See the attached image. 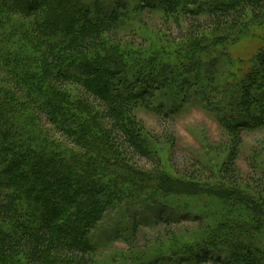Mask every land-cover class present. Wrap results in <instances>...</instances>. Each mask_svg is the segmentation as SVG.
<instances>
[{"label": "rangeland", "instance_id": "obj_1", "mask_svg": "<svg viewBox=\"0 0 264 264\" xmlns=\"http://www.w3.org/2000/svg\"><path fill=\"white\" fill-rule=\"evenodd\" d=\"M20 1L13 0L12 5L17 6L15 3L19 4ZM80 1L83 3L81 9L84 16L80 17L78 23H73L76 30L84 19L91 26V20L95 18L106 21L118 16V28L112 27L103 35L110 45L137 49L145 56L155 54L157 59L168 62L166 66L169 69L172 64L176 66L179 63L183 64L180 69L184 68L183 72L157 70L154 75L144 74L142 77L140 71L139 75L131 74L123 63L106 66L108 70L114 71L111 76L114 77L115 84L107 88L105 94L112 98L114 95L119 96L118 93H125L127 96H121L122 100H127L130 96L138 98L134 112L141 121L144 144L151 154L148 160H134L133 169L132 164L127 170L120 168L115 159L108 165H117L119 168L115 170L116 173L125 172L130 178L134 176L131 171H135L137 166L142 170L141 173L156 174L161 179L149 180L146 184L143 181L144 174L139 173L134 180L146 185L145 187L155 185V189L140 191L134 188V192L124 193L125 197L121 198L120 195L119 200L111 199L112 202L106 204L103 218L92 232V244L83 248L87 253L91 251L87 254L94 258L91 264H248L243 261L244 256L254 257L256 264H264V213H250L253 207L246 206L253 201L264 212V127L244 128L236 135L219 118V115L222 116L219 105L224 98L229 114L228 124L230 117L233 121L249 122L251 115L264 119V74L260 73L264 71V66H261L258 57L264 55V25L259 24V21H250L251 24L245 21L243 29L231 26L221 30L206 29L200 32V38L192 39L182 36L186 33L183 9L188 8L184 4L171 12L169 6L176 4L175 1ZM211 5L206 4L202 9H210ZM28 11L30 10L15 13L11 9L0 8V19L20 24V32L9 34L10 38L18 42L26 34L29 35L24 32L25 26L32 27L33 20L37 18L35 13L29 15ZM45 11L38 15L43 17L44 12L49 17L51 14ZM39 20L42 22V18ZM67 26L69 23L63 27L50 26L49 29L60 38L68 33ZM4 38L0 36V43H3ZM205 42H214L215 45L199 55L197 52L190 53L195 46L199 48ZM28 49L37 50L35 46ZM3 57L0 54L1 60ZM184 59L194 61L187 65ZM34 61L35 58L27 61L22 59L18 63H23V66L15 67L14 72L5 74V77L1 75L0 88L23 104V112H27L30 117L29 124L32 117L34 120V116H37L33 125L37 130L42 129L43 136L49 141L55 140L73 153L96 155L97 145L91 143L93 139L87 132L81 136L86 140V148L70 143L73 140L81 141L77 118H71L75 134L62 140L55 125L47 120V115H38V103H34L35 98L39 99L37 93L29 98L28 87L24 88L26 91L20 88L21 78L26 76V82L28 73H35V68L40 69L39 61ZM94 66L97 68L96 74L108 77V71L104 67H99L97 63ZM13 68L9 66L10 70ZM75 72V78L87 77V74H82L79 66ZM17 74L22 77L18 78ZM94 75L92 79L96 78ZM36 76L41 77L38 74ZM116 76L118 77L115 78ZM43 77L44 84L51 83L47 75ZM211 82L217 85L216 89L212 90L209 86ZM84 86H87L85 80L69 86L74 99V110L81 117L91 118L93 124L90 129L99 132L105 125L104 119L91 101H84L86 96L89 97ZM144 86L154 89L153 96L141 89ZM133 91L134 95H131ZM247 98L252 100L248 112L244 107ZM51 105L54 113H57L59 109L55 104ZM1 131L3 135H0V142L6 138L5 133L9 134L7 138L12 136L8 125ZM103 136L110 148L112 144L105 134ZM233 151L236 152L233 160L236 166L234 179L227 173L223 174V166L232 158ZM164 181L177 182L187 189L184 193L166 189L164 187L169 184ZM57 182L59 183L54 181V184ZM227 187L233 189L238 196L223 199L221 194L225 189L228 191ZM71 192L73 195L76 191L72 189ZM109 196L107 192H102L100 198L109 199ZM86 197L90 195L85 189H80L75 195V200L84 210L89 209ZM236 218L238 221L234 220ZM240 218L250 225L243 227ZM0 226L5 228L0 230V235L4 231L9 232V227L3 224ZM230 243H235L236 247H227ZM0 264H26V256H8L0 251ZM47 264L61 263L50 260Z\"/></svg>", "mask_w": 264, "mask_h": 264}, {"label": "trees", "instance_id": "obj_2", "mask_svg": "<svg viewBox=\"0 0 264 264\" xmlns=\"http://www.w3.org/2000/svg\"><path fill=\"white\" fill-rule=\"evenodd\" d=\"M12 1L0 0V8L11 9L16 11L15 13L30 10L28 14L35 13L37 18L33 20L32 27L25 26L24 32L29 33V35L23 36L20 42L9 36L11 33L20 32V24L9 22L4 19L5 17L4 20L0 19V36L5 37L3 43H0V54L4 56L3 60L0 59V76L5 77L9 72H14L15 67L23 66V63L20 65L18 63L22 62V59L27 61L35 58L34 63L38 60L40 69L35 68V73L27 74V83L24 80L26 76L20 79V88L26 91L24 88L28 87L29 98L36 93L39 96V99L34 97V103H38V115H47V120L55 125L62 140H66L67 136L75 134L74 126L72 127L74 121L71 118H77L80 127L78 134L81 141L73 140L70 143H76L80 147L86 148V140H83L81 136L87 132L93 139L91 143L97 146L95 147L96 155L89 156L73 153L55 140L49 141L43 136L42 129L41 131L37 130L33 125L35 120L37 121V116H34V120L32 117L31 124H29L30 117L27 112H23L25 111L23 104L17 102L12 94L0 88V135H3L1 130L6 125L9 126V132L12 133V136L8 138L7 135L9 134L5 133L9 141L4 137L0 142V225L9 227V232L4 231L5 233L0 235V251L8 256L24 254L26 264H47L50 260L61 264H91L94 258L87 256L91 251L87 253L83 248L90 247L92 244L94 239L91 237L92 232L102 220L106 204L112 202L111 199H120V195L121 198L125 197L124 193L134 192V188L140 191L142 189L143 191L155 189V185L145 187L146 185L137 183L138 181L134 179L139 173L144 174L145 179L143 181L146 184L149 180L160 177L156 174L141 173L142 170L136 166V172L132 170L131 173L134 176L130 178L125 172V174L116 173L115 170L119 168L117 165H108L112 159H115V163H118L120 168L127 170L132 164L131 169H133L134 160L137 158L148 160L151 154L144 144L141 121L134 112L138 98L130 96L127 100H122L121 96L126 95L125 93L122 95L118 93L120 97L117 95L112 98L108 97L105 94L106 90L114 86L115 79L111 76L114 71L108 70L106 66L123 63L128 67L131 74H141L143 77L144 74L154 75L157 70L161 72L166 70L172 73L183 72L184 68L180 69L183 64L179 63L176 66L172 64L169 69L166 66L168 62L157 59L155 54L145 56L140 54L137 49L110 45L107 42V37L103 35L112 27L118 28L120 21L118 16L106 21L95 18V20H91V26L84 19L79 25L80 28L76 30L72 26L73 23H78L80 17L84 16L83 9H81L83 3L80 0H57L56 2L55 0H21L19 4L15 3L17 6H13ZM168 1L170 3L176 2L173 4L174 6L172 5L173 7L167 8L171 12L178 10L183 4L189 8L183 9L186 24V33L182 35L183 37L196 39L202 34L200 32L206 29L221 30L228 26L243 29L245 21L246 23L249 22L248 24H251L250 21L253 20L259 21V24L264 25V0ZM206 4L208 6L213 5L210 9H202ZM212 6L214 7L212 8ZM42 11H49L51 15L47 17V14L44 15L43 12V17H45L43 19L41 14L38 15ZM202 14L205 16L203 17ZM39 18H42V22ZM121 20L123 19L121 18ZM67 23H69L67 26L68 33L60 38L51 33L52 31L49 29L50 26L60 25L63 27ZM257 26L259 28V25ZM214 45V42L201 43L199 48L195 46L192 52H189H197L199 55ZM30 46H35L37 50H29ZM258 57L261 60V66H264V55H258ZM192 61L194 59L188 61L184 59L187 65ZM96 63L108 71V77L104 74H96L97 68L94 66ZM9 66H12L13 69L10 70ZM77 66L81 68L83 75L87 74V77L75 78ZM260 73L264 74V71L262 70ZM20 74H17L18 78L22 77ZM37 74L41 77H37ZM44 75L50 78L51 83H43ZM93 75L96 78L92 79ZM83 80L87 83L88 87H84L89 93V97L86 96L84 101H91L92 106L99 111L98 113L105 123L104 127L102 126L103 131L93 132V129H90L93 120L81 117L74 110V99L72 98L73 95L70 94L69 86L74 82L78 83ZM199 85L202 86L201 83ZM209 86L212 90L217 88V85L212 82L209 83ZM141 89H145V92H150L153 96L154 89L151 86ZM217 90L220 91V89ZM132 94L134 95V91ZM143 95H139V97L145 98ZM207 96L209 95L207 94ZM223 99L219 105V112L222 115H219V118L231 132L238 135L244 128L264 127V119L261 120L256 115H251L250 122L246 120L233 121L230 117L228 124L227 116L229 114ZM65 101L67 102L65 103ZM144 101L145 99H143ZM251 102L252 100L247 98L244 103L247 112L250 110ZM51 104H55L59 109L57 113H54ZM103 134L112 144L110 148L106 145ZM235 153L233 151L232 158L223 166V174L227 173L233 179L236 174V166L233 163ZM108 154L113 156L110 157ZM107 170L108 172L111 171V174H108ZM54 181H59V183L54 184ZM167 184L169 185L164 188L173 191L178 190L184 193L187 189L177 182H167ZM4 185L5 188H3ZM161 185L163 186V184ZM72 189L76 191L73 195ZM80 189L87 190L90 195V197L85 198L88 203L87 207H89L87 210L82 209L75 200V195ZM227 189L228 191L225 189L224 193L221 194L223 199L238 196L233 189L229 187ZM102 192H107L110 195V200L100 198ZM252 202L246 205L247 208L253 207L254 212L250 211V213L263 214L260 205ZM234 220L238 221V218ZM239 221L243 227L250 225L246 220L241 219ZM4 229L2 227L0 230ZM234 244L230 243L227 247L233 248ZM229 259L232 260L230 256ZM243 261L248 264H256L254 257L244 256Z\"/></svg>", "mask_w": 264, "mask_h": 264}]
</instances>
